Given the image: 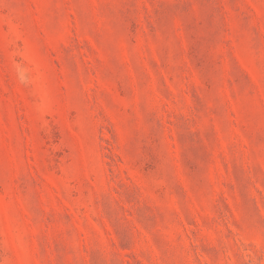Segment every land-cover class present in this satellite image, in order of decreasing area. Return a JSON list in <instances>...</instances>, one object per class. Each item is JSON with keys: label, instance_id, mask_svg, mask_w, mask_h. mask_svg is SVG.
I'll return each mask as SVG.
<instances>
[{"label": "rangeland", "instance_id": "1", "mask_svg": "<svg viewBox=\"0 0 264 264\" xmlns=\"http://www.w3.org/2000/svg\"><path fill=\"white\" fill-rule=\"evenodd\" d=\"M0 264H264V0H0Z\"/></svg>", "mask_w": 264, "mask_h": 264}]
</instances>
